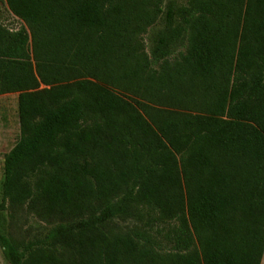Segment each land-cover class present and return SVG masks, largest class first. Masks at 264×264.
I'll return each mask as SVG.
<instances>
[{"label": "trees", "instance_id": "16d2710c", "mask_svg": "<svg viewBox=\"0 0 264 264\" xmlns=\"http://www.w3.org/2000/svg\"><path fill=\"white\" fill-rule=\"evenodd\" d=\"M0 1L6 263L260 264L264 0Z\"/></svg>", "mask_w": 264, "mask_h": 264}, {"label": "rangeland", "instance_id": "374dc122", "mask_svg": "<svg viewBox=\"0 0 264 264\" xmlns=\"http://www.w3.org/2000/svg\"><path fill=\"white\" fill-rule=\"evenodd\" d=\"M0 22L9 29H16L20 25V22L15 17L5 12L1 1ZM17 139L16 94L0 95V226L2 233L10 236L14 242H21L41 237L49 228V225L41 219L37 207L15 208L2 201V160ZM0 264H7L2 256L1 249ZM260 264H264V256Z\"/></svg>", "mask_w": 264, "mask_h": 264}, {"label": "crops", "instance_id": "0c3cea01", "mask_svg": "<svg viewBox=\"0 0 264 264\" xmlns=\"http://www.w3.org/2000/svg\"><path fill=\"white\" fill-rule=\"evenodd\" d=\"M264 256V254L262 255V257ZM261 260H262V258H261ZM261 262V261H260Z\"/></svg>", "mask_w": 264, "mask_h": 264}]
</instances>
